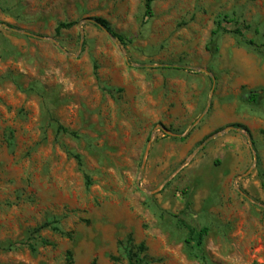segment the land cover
Returning a JSON list of instances; mask_svg holds the SVG:
<instances>
[{
    "label": "rangeland",
    "instance_id": "374dc122",
    "mask_svg": "<svg viewBox=\"0 0 264 264\" xmlns=\"http://www.w3.org/2000/svg\"><path fill=\"white\" fill-rule=\"evenodd\" d=\"M182 221L264 264V0H0V264H202Z\"/></svg>",
    "mask_w": 264,
    "mask_h": 264
},
{
    "label": "trees",
    "instance_id": "16d2710c",
    "mask_svg": "<svg viewBox=\"0 0 264 264\" xmlns=\"http://www.w3.org/2000/svg\"><path fill=\"white\" fill-rule=\"evenodd\" d=\"M152 3L153 0H144V17L148 18L152 16ZM95 23L97 26L100 28L107 30L114 38H116L119 42L122 44H126L129 39L116 31H114L108 21L104 18L97 17L94 19ZM217 27L212 31V35L217 34L219 31H227L225 28L221 26V21L217 20L216 22ZM74 25V22H61L57 25L55 28L56 32H58L62 28H70ZM248 26L245 25L244 28H247ZM229 32V31H227ZM232 33L238 35V36H243V32L240 28L236 27L232 31ZM244 42L249 45L254 47L256 50L260 51L258 45L254 43L252 39H245ZM96 73V72H94ZM104 91L108 92L109 94H113V89H108V88H103ZM256 98L255 95L250 97V101H254ZM58 130L62 131L64 133H69L70 135L76 136V133L73 131H70L68 128L58 125ZM75 159L78 161L80 164V159L79 155L75 154L74 155ZM87 179V178H86ZM87 183H89V179H87ZM181 225L186 229L188 232V239L187 243L191 245V248L194 251L195 256L202 262V264H210L208 259L205 257L203 250H202V244H203V239L204 236L207 234V227H202L196 230L192 226L185 224L183 221L181 222ZM50 229L53 232L59 233L64 237L67 238H72V233L64 231L61 229L59 226V223L56 219H51V220H46L44 223H42L40 226H38L35 230H33L31 237H28L26 240L23 242H20L19 245L26 246L31 252L36 251L37 245H51L49 241L43 238H39L36 236V233L41 230V229ZM122 253L124 254L127 264H145L146 263V246L143 242L140 243H135L134 238L132 235H127L124 239L120 240L118 242ZM69 258H71L70 252L67 254Z\"/></svg>",
    "mask_w": 264,
    "mask_h": 264
},
{
    "label": "water",
    "instance_id": "95a60500",
    "mask_svg": "<svg viewBox=\"0 0 264 264\" xmlns=\"http://www.w3.org/2000/svg\"><path fill=\"white\" fill-rule=\"evenodd\" d=\"M105 32H106L109 36L113 37V36H112L107 30H105ZM81 36H82V31H81ZM218 135H219V134H215V135H213V136L207 138L206 141H207V140H210V139H212V138H215V137H217ZM206 141H205V142H206ZM205 142H204V143H205Z\"/></svg>",
    "mask_w": 264,
    "mask_h": 264
}]
</instances>
